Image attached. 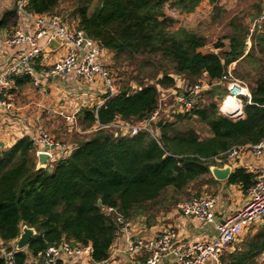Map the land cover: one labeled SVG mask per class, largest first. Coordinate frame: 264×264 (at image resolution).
Segmentation results:
<instances>
[{
	"label": "trees",
	"instance_id": "16d2710c",
	"mask_svg": "<svg viewBox=\"0 0 264 264\" xmlns=\"http://www.w3.org/2000/svg\"><path fill=\"white\" fill-rule=\"evenodd\" d=\"M60 1L30 0L27 8L50 13ZM167 1L98 0L91 10L90 0L77 4L72 12L78 18L77 27L111 53L110 66L123 81L96 112L94 108L80 110L77 121L83 130L72 140L69 154L48 162L50 171L37 167L34 137L24 135L0 149V241L4 249H10L8 244L18 237L21 224H26L36 230L26 247L32 255L64 237L73 243H91L92 260L105 262L120 227L117 215L127 221L138 214L168 210L189 195L191 183L195 195H190L203 196L195 184H204L201 180L210 175L213 157H225L232 146L264 140V67L254 56L264 53V27L252 33L253 48L245 50L247 29L240 28L229 37L226 50L206 51L201 48L203 36L184 27L170 28L175 22L163 12ZM199 2L173 0L172 4L181 12H191ZM18 21L12 8L2 14L0 26H14ZM148 56L167 60L173 73L192 81L206 77L209 87L200 89L198 101L184 114L175 115V120L160 119L151 131L124 135L113 129L115 122L145 121L158 106L157 86L144 81L141 73L161 86L174 87V76L162 71L163 62L152 69L153 74L144 70L145 65L154 66ZM233 62L238 68L241 62H249L257 70L246 86L250 99L241 96L245 116L237 120L219 111L220 100L228 93L221 77L237 80L250 75L234 76V68L228 74ZM132 64L136 73L127 72ZM16 83L20 85L21 79L16 78ZM192 116L209 127L210 136L200 138L193 128L176 127V122ZM227 181L246 189L252 175L236 168ZM260 228L225 251L221 264H257L256 258L264 254V224ZM14 260L28 264L25 250L15 252Z\"/></svg>",
	"mask_w": 264,
	"mask_h": 264
},
{
	"label": "built area",
	"instance_id": "2783aa9c",
	"mask_svg": "<svg viewBox=\"0 0 264 264\" xmlns=\"http://www.w3.org/2000/svg\"><path fill=\"white\" fill-rule=\"evenodd\" d=\"M28 2L29 0H17L16 6L20 14L19 20L22 22L25 20L30 28L25 30V28L19 27L7 34L0 33V44L7 46L29 45L26 50H18L13 62L8 64L4 72H0V107L8 111L13 108V104L7 99L9 96L7 90L16 78L29 77L38 90H43L35 70V62L42 51L38 40L46 38L47 41H50L53 38H58L65 46V52L50 67L41 68L40 74L56 78L71 73L83 81H99L103 86V93L100 102L94 108L96 112L106 100L119 90L118 72L107 63L105 58H102L103 46L82 29L73 24V26L69 25L67 16L56 12L35 13L27 8ZM260 18L262 20H257L258 23L264 22V11ZM256 26L259 27L258 24ZM229 70L230 67L228 73ZM221 81L226 85L228 95L236 97L237 100L241 95L249 97L247 93H241L242 86L238 80L227 79V76L223 75ZM198 93H200V89ZM186 96L188 97L184 98L183 105L189 109L196 101H193L191 94ZM45 112L48 116H61L69 128L70 126L78 127L76 117L78 111L76 110L66 112L50 107L45 108ZM117 126L124 135H134L143 129L151 131L146 121ZM36 133L37 137L34 138V144L38 146L36 155L39 152H44L48 155L50 162L70 153L71 149L64 142L55 140L42 124L36 128ZM245 146L252 155L264 157V140L254 145L232 146L226 153L227 157L233 158ZM251 174L252 183L246 190L247 203L232 217L216 223L214 226L215 235L208 241H182L178 239L177 233L172 227H167L163 233L152 238H130L128 233L130 221H125L121 215H117L116 221L120 226L118 232L126 236V252L137 254L142 249L149 251L145 264H221L222 254L232 250L233 244L248 227L264 224V163L254 168ZM215 202V196H192L178 203L177 209L183 216L193 217L204 222H213L212 209ZM108 209L111 210V208ZM17 251L15 243H12L9 250H3V264H16L14 253ZM90 252L91 246L89 245H72L67 241H62L56 245L51 244L38 252L32 263L63 264V257L89 255Z\"/></svg>",
	"mask_w": 264,
	"mask_h": 264
},
{
	"label": "crops",
	"instance_id": "0c3cea01",
	"mask_svg": "<svg viewBox=\"0 0 264 264\" xmlns=\"http://www.w3.org/2000/svg\"><path fill=\"white\" fill-rule=\"evenodd\" d=\"M72 24L75 26L78 25V18L76 15H72V21L69 25L73 26ZM19 27L28 30L30 25L27 24L25 20H23V22L22 20H19L14 26L1 28L0 33L7 34V32H11L15 28ZM38 44L39 47L42 48V51L40 53V57L37 58L35 62V70L43 90H38L37 86L33 85L29 77L28 78L30 81L24 80L23 78L25 77L20 78V85H17L16 79L11 84L10 88L7 90V94H9L7 99L13 104V108L8 111L0 107V149L10 147L18 138L24 135H28L36 139V128L39 124H42L45 130L49 132L55 140L64 142L69 149H72V142L68 140L63 141L62 139L55 137V130L53 131L51 126H49V128L53 131L50 132L45 127V124L51 122L52 119H54L53 121L60 119L68 127L67 122L61 116H48L45 112V108L54 107L56 109L65 110L66 112L76 110L78 111V114L82 108H95V106L101 100L100 98L102 97L103 86L99 81H83L76 78L71 73L56 78L41 75L40 69L50 67L58 58H60L65 52V46L58 38H53L50 41H47L46 38H41L38 40ZM28 48V44H14L8 46L0 44V72H4L8 64L13 62L18 50H26ZM246 49L248 50V48ZM102 58H105L107 63L111 65V53L105 47H103ZM230 65H232V63ZM230 65L227 67V72ZM233 66L234 65H232V67ZM245 88L247 89V87ZM247 94H249V97L247 95L244 97L249 100V90ZM227 95L228 93L225 96ZM225 96H223L222 100H220V113L233 120L235 118H243L245 113L242 108V114L239 117H231V115L228 113L225 114L221 111V108L224 105L223 100ZM241 96L239 98H241ZM227 108L233 109L231 107ZM37 148L38 146H36V149ZM216 159L217 161H215ZM213 160L214 163L211 165L214 166L222 167L226 164L229 165L231 167V173L236 168H242L247 173L251 174V171L254 168L264 163L263 156L258 157L252 155L246 146L243 147L233 158H229L227 155L224 157L222 155L213 157ZM47 162H49L48 159ZM201 181L204 182L201 187L195 184L196 189H201V193H199L203 196H215L216 198L214 208L212 209V214L214 217L213 222H204L193 217L183 216L178 211L177 204L189 199L192 197L191 195H195V193L192 192L189 197H182L181 201H179L175 206H171L168 210H154L150 211L147 215L138 214L131 218L129 220L130 224L128 230L130 238H152L160 233H163L167 227H172L175 229L178 239L182 241H208L212 239L215 235V224L232 217L243 205L247 203L246 190L249 186L244 189L240 183H231L228 182L227 179L217 180L212 176L211 172L209 176L204 177ZM192 188L194 187L191 183L190 186H188L187 191L191 192V190H193ZM24 225L26 224H21L20 231ZM253 226H256V224ZM125 237L126 236H124L122 233L118 232L116 234V237L110 246L107 260L100 264H145L149 251L142 249L137 254H130L126 252ZM16 239L17 238L8 244L10 248L12 243H15L16 247ZM62 241H67L72 245L91 246V243H73L64 237H62L60 242L57 244L61 243ZM0 246L2 247L0 248V256L2 257L4 246L2 245L1 241ZM23 250H25L27 253L28 264H33L32 261H35L36 256L32 255L31 252L27 250V248ZM62 261L63 264H98L92 260L91 253L89 255L85 254L83 256H66L62 258Z\"/></svg>",
	"mask_w": 264,
	"mask_h": 264
},
{
	"label": "rangeland",
	"instance_id": "374dc122",
	"mask_svg": "<svg viewBox=\"0 0 264 264\" xmlns=\"http://www.w3.org/2000/svg\"><path fill=\"white\" fill-rule=\"evenodd\" d=\"M86 1L87 0H61L52 10V12H56L67 16L69 23H71L72 15L74 16L72 12L74 11V9L77 8V4ZM16 2L17 0H0V18L6 10H10L12 8H14L15 11L18 13V16H20L17 10ZM97 2L98 0H90L89 10H91L96 5ZM172 2L173 0H169L163 5L164 14L168 17H171L175 22L172 24L170 28L172 30H175L178 27H184L188 30L194 31L198 35L203 36L205 38V45L201 48H203V50L206 51L221 52L222 50H226L228 48L229 37L233 33H236L237 30L240 28L247 29L246 30L247 37L244 44L245 50H247L246 48L248 49L253 48L254 43L253 40L251 39L252 33L254 34V32L256 31L258 32L264 27V22L258 23V21L262 20V18L260 17L262 16V12L264 11V0H200L198 6L191 12H181L177 7H175L172 4ZM260 10L261 12L259 13ZM257 24L259 27L256 26ZM6 27L7 26H0V29ZM218 44H222V46L219 48L215 47ZM254 48H259V47L256 45ZM254 56L260 59L261 61L260 64L262 65L261 68H263L264 53L261 54L256 52ZM148 57H150V61H152L154 66L148 67L147 65H145L144 70L147 73L153 74L152 69L156 66L158 67L159 63L163 62L164 66L162 67L163 68L162 71L171 73L174 76V87L166 88L164 86L157 84L155 79L146 77L144 73L140 74V77H142L144 81L152 83L157 86L158 106L156 108V111H154V113L149 117V119L145 120L149 126L150 124H152L150 126L151 128H154L153 123H155L156 121L160 119L175 120L176 119L175 115L184 114L186 111H188L189 109H187L185 105H183V103L185 102L184 98L188 97L186 95L191 94L193 96V101L197 102L198 96L200 95V93H198V90L209 87V84L207 83L206 77H201L197 81H192L187 75L180 76L179 74H177V72L173 73L172 65H170L169 63L167 64L165 62L167 60L159 61L156 58V56H148ZM240 64L242 67L238 68L236 62L232 63V65L234 66L232 67V65H230L229 73L231 74L232 69L234 68L235 69L234 73H232L234 76H236L237 73L240 75H244L245 73L250 74L248 75L247 79H237L238 82H240V86L246 87L249 84V82H251L250 78L255 73H257V70H254L253 65H251L249 62H241ZM254 65H258V63H255ZM129 71L131 72L136 71L134 64L128 67L127 72ZM121 81H123L122 77L121 76L120 78L117 77V83L120 84ZM133 82L136 83L135 80H133ZM221 85L226 86L224 83H222ZM247 89L245 90L248 93ZM225 98L222 109L223 113L225 111L224 110L226 103ZM239 99L241 100V108L243 109L242 98ZM240 100H238L239 101L238 103H240ZM234 108H238L239 110H241L238 104ZM236 119L238 118H235L234 120ZM53 120L54 119H52L51 122L46 123L45 127L50 132H53L55 130V132H57V133L54 132L55 137L60 138L63 141L66 140L70 142H72V140L75 141V137L77 133L82 132V127L80 126L78 127L70 126L69 128V126L67 127L62 120L60 119H56L55 121ZM141 122L118 120L113 124V129L120 131L121 129H119L117 126L119 124L141 123ZM49 126H51L53 131L49 128ZM176 127L180 129H185L188 127L193 128L198 133L200 138H205L207 136H210L209 127L205 123L199 121L198 118H196L195 116L194 117L192 116L188 119H182L179 122H176ZM215 161H217V159ZM190 194L192 193L190 192L189 195ZM189 195H185L183 196V198H186ZM258 228H260V224L258 226L248 227L239 237L240 240L238 239V241H236L235 244L237 243L239 244L241 240L244 239L245 236L247 237L253 235L258 230ZM0 248L2 247L0 246ZM256 261L257 264H264V254L259 255L256 258Z\"/></svg>",
	"mask_w": 264,
	"mask_h": 264
},
{
	"label": "water",
	"instance_id": "95a60500",
	"mask_svg": "<svg viewBox=\"0 0 264 264\" xmlns=\"http://www.w3.org/2000/svg\"><path fill=\"white\" fill-rule=\"evenodd\" d=\"M48 155L44 152H39L37 155V167H44L48 171L51 170V167L47 165ZM209 170L212 176L217 180H226L229 178L231 173V167L229 165H224L222 167L210 165ZM97 205H101V201H97ZM36 235V230L28 225H24L21 228L20 234L16 239V249L23 250L27 247L30 238Z\"/></svg>",
	"mask_w": 264,
	"mask_h": 264
},
{
	"label": "bare ground",
	"instance_id": "6f19581e",
	"mask_svg": "<svg viewBox=\"0 0 264 264\" xmlns=\"http://www.w3.org/2000/svg\"><path fill=\"white\" fill-rule=\"evenodd\" d=\"M240 89V88H239ZM246 88L242 86V88L240 89L241 90V93L244 94V93H247ZM249 95V94H248ZM229 98L226 99V103H225V111L224 113H229V115H231V117H238L242 114V111L239 110L238 108H234L237 104L239 105L240 107V103H238V100L236 99V97L232 96V95H228ZM227 96V97H228ZM224 101V100H223ZM227 107H231L233 109H228ZM241 108V107H240ZM223 107L221 108V111Z\"/></svg>",
	"mask_w": 264,
	"mask_h": 264
}]
</instances>
